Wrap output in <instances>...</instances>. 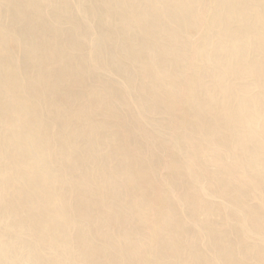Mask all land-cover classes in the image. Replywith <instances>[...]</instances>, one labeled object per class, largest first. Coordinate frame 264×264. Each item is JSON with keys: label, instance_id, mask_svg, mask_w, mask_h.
I'll list each match as a JSON object with an SVG mask.
<instances>
[{"label": "bare ground", "instance_id": "bare-ground-1", "mask_svg": "<svg viewBox=\"0 0 264 264\" xmlns=\"http://www.w3.org/2000/svg\"><path fill=\"white\" fill-rule=\"evenodd\" d=\"M0 264H264V0H0Z\"/></svg>", "mask_w": 264, "mask_h": 264}]
</instances>
